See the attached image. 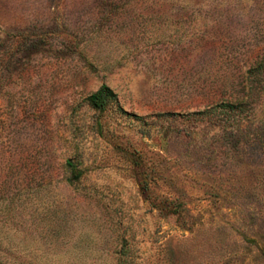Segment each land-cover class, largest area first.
<instances>
[{
  "label": "rangeland",
  "instance_id": "1",
  "mask_svg": "<svg viewBox=\"0 0 264 264\" xmlns=\"http://www.w3.org/2000/svg\"><path fill=\"white\" fill-rule=\"evenodd\" d=\"M0 264H264V0H0Z\"/></svg>",
  "mask_w": 264,
  "mask_h": 264
},
{
  "label": "trees",
  "instance_id": "2",
  "mask_svg": "<svg viewBox=\"0 0 264 264\" xmlns=\"http://www.w3.org/2000/svg\"><path fill=\"white\" fill-rule=\"evenodd\" d=\"M86 102L92 109L100 112L104 111L110 104L118 106L116 94L106 85H101L95 92L91 93L86 98ZM66 168L70 174L68 178L70 183L79 180L81 171L77 169L72 161L68 160L66 162Z\"/></svg>",
  "mask_w": 264,
  "mask_h": 264
}]
</instances>
